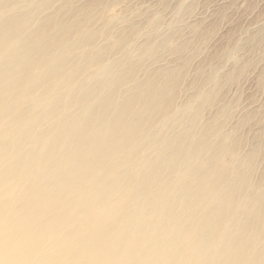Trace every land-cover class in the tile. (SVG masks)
<instances>
[{
  "label": "bare ground",
  "instance_id": "bare-ground-1",
  "mask_svg": "<svg viewBox=\"0 0 264 264\" xmlns=\"http://www.w3.org/2000/svg\"><path fill=\"white\" fill-rule=\"evenodd\" d=\"M80 1L0 0V264H264V105L219 100L253 60L188 80L193 3Z\"/></svg>",
  "mask_w": 264,
  "mask_h": 264
},
{
  "label": "rangeland",
  "instance_id": "rangeland-1",
  "mask_svg": "<svg viewBox=\"0 0 264 264\" xmlns=\"http://www.w3.org/2000/svg\"><path fill=\"white\" fill-rule=\"evenodd\" d=\"M85 1H91V0H83L80 2H85ZM109 1L111 3V12H113L116 15L126 13L127 19L137 21L139 27L142 28V30H146L145 27L147 26L146 23L147 18L156 15L160 16L162 21L167 23V24H163L161 28L162 31H166V32L169 31L168 23L175 20V11L177 8V5L175 6V4L179 2V0H109ZM180 1H183L181 2L183 5H188L190 3H193L191 9L190 10L186 9L187 11L184 12L183 19L184 21L188 20L189 23L196 24L198 29L195 30L191 27L182 26V30H180V33L177 36V40L181 42L184 41L185 39L186 40L190 39L193 43H195L194 45L196 46V52L198 51L199 53L196 57L190 59L188 77L186 79L191 80L195 76H197L198 66L204 61H206L207 63L209 61H213L214 63H216L217 61L219 62L222 61L223 62L222 74L225 73L226 71H229L231 68H233L234 62H232L231 60H230L231 62L228 61L229 57L227 55H223L224 58H221L222 53L224 49H226L228 46L237 44L236 49H234V52L242 58V61H244V63L249 62V60H253L251 61L253 64L251 66H247L246 69H244L240 74V77L238 75L237 77L238 80L228 83L224 86L223 91L219 95V100L223 102L224 100L227 101L233 98L238 99L237 101L238 105L236 104L234 107L236 118L241 111L255 109V108L257 109L263 106L264 79H262V82H259V77H260L259 75L262 74L264 78V32L260 30L262 29V27H264V19H263L264 0H202V2L201 0H180ZM215 11L218 12L215 13ZM254 22L255 24L253 25ZM251 24L252 26L250 27ZM240 26L241 28H239L240 29L239 30L238 27ZM230 27L232 30L230 29ZM224 29L226 30L224 31ZM217 37L219 38V40ZM195 46L193 47L194 49ZM197 47L198 48L200 47V50H198ZM217 50H219L220 52H218ZM174 54L177 55L176 53L170 54L168 52H165L164 55L160 57V59L163 60H161L159 63H165L170 58L173 60V58L175 57ZM178 58L176 59V61L180 60ZM186 88L187 87H185L183 91L180 93L179 96L180 99H182L185 96ZM244 105L247 107H245ZM249 127H250V135L254 137L255 133L259 129V126L257 123L255 124L253 120L250 122Z\"/></svg>",
  "mask_w": 264,
  "mask_h": 264
}]
</instances>
